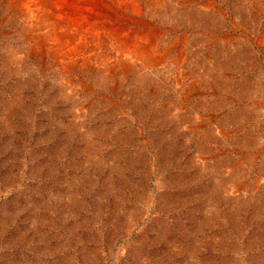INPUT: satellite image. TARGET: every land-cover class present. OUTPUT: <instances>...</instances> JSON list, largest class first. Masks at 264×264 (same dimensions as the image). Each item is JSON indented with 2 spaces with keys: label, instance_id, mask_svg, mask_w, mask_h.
Returning <instances> with one entry per match:
<instances>
[{
  "label": "rangeland",
  "instance_id": "374dc122",
  "mask_svg": "<svg viewBox=\"0 0 264 264\" xmlns=\"http://www.w3.org/2000/svg\"><path fill=\"white\" fill-rule=\"evenodd\" d=\"M90 2L0 0V264H264V0Z\"/></svg>",
  "mask_w": 264,
  "mask_h": 264
},
{
  "label": "bare ground",
  "instance_id": "6f19581e",
  "mask_svg": "<svg viewBox=\"0 0 264 264\" xmlns=\"http://www.w3.org/2000/svg\"><path fill=\"white\" fill-rule=\"evenodd\" d=\"M23 1V0H22ZM45 1V0H44ZM74 1V0H73ZM76 1V0H75ZM78 1V0H77ZM84 1V5L82 6V7H84V9H85V12L87 13V16H89L88 18H89V20H92V22L93 21H96V22H100V24H105L107 21H108V19L110 18V16H108L106 13H104V12H95V11H93V9H91V7H90V5L92 4L91 2H90V0H83ZM116 1V0H115ZM120 1V0H119ZM37 2V1H36ZM41 2V1H40ZM51 2V1H50ZM49 2V3H50ZM69 2V1H68ZM107 2H109V1H107ZM141 2V1H140ZM53 3V2H52ZM57 3V2H56ZM72 3V2H71ZM70 3V4H71ZM24 4V3H23ZM33 4V3H32ZM77 4V3H76ZM96 4V3H95ZM98 4V3H97ZM96 4V5H97ZM113 4V3H112ZM114 4H117V3H115L114 2ZM121 4V3H120ZM42 5H43V3H42ZM50 5V4H49ZM58 5V4H57ZM86 5H89V6H86ZM104 5V4H103ZM102 5V6H103ZM107 5V4H106ZM143 5V4H142ZM21 6H22V4H21ZM27 6V5H26ZM35 6V5H34ZM53 6L54 7H56V4H53ZM62 6V5H61ZM66 6H68V5H66ZM75 6V5H74ZM79 6V5H78ZM101 6V7H102ZM119 6V5H118ZM124 6V5H123ZM100 7V6H99ZM98 7V8H99ZM106 7V6H105ZM109 7V6H108ZM57 8L58 7H56L55 8V10L57 11ZM103 8V7H102ZM127 8V7H126ZM126 8H124V9H126ZM29 9V8H28ZM34 9V8H33ZM40 9V8H39ZM63 9H65V8H63ZM74 9H75V7H74ZM78 9V8H77ZM82 9V8H81ZM121 9H123V8H121ZM120 9V10H121ZM127 9H129V8H127ZM50 10H52V9H50ZM49 10V11H50ZM54 10V11H55ZM61 10V9H60ZM95 10H96V7H95ZM27 11V10H26ZM32 11V10H31ZM64 11V10H63ZM118 11V10H117ZM123 11V10H122ZM127 11V10H126ZM76 12V11H75ZM81 12V11H80ZM139 12V11H138ZM25 13V12H24ZM112 13V12H111ZM134 13V12H133ZM27 14H29V13H27ZM33 14V13H32ZM38 14V13H37ZM57 14V13H56ZM70 14V13H69ZM109 14V13H108ZM114 14V13H113ZM127 14V13H126ZM46 15V14H45ZM116 15V14H115ZM120 15V14H119ZM118 15V16H119ZM122 15V14H121ZM120 15V16H121ZM141 15V14H140ZM48 16V15H47ZM117 16V15H116ZM127 16V15H126ZM40 17V16H39ZM43 17V16H42ZM45 17V16H44ZM54 17H56L55 15H54ZM61 17V16H60ZM67 17V16H66ZM115 17V16H114ZM131 17V16H130ZM53 18V17H52ZM69 18H70V16H69ZM133 18V17H132ZM49 19V18H48ZM111 19V18H110ZM109 19V20H110ZM117 19V18H116ZM47 20V19H46ZM53 20V19H52ZM83 20V19H82ZM114 20V19H113ZM127 20V19H126ZM129 20V19H128ZM131 20H133V19H131ZM39 21H41V20H39ZM63 21H65V20H63ZM130 21V20H129ZM44 22V21H43ZM56 22V21H55ZM78 22H79V20H78ZM82 22V21H81ZM87 22V21H86ZM138 22H140V21H138ZM143 22V21H142ZM46 23V22H45ZM52 23V22H51ZM60 23V22H59ZM120 24H121V22H119ZM85 24V23H84ZM83 24V25H84ZM90 24H91V22H90ZM115 24V23H114ZM123 24H124V22H123ZM89 25V24H88ZM96 25V24H95ZM128 25V24H127ZM42 26V25H41ZM45 26V25H44ZM69 26V25H68ZM72 26V25H71ZM80 26V25H79ZM90 26V25H89ZM89 26H87V27H89ZM91 26H92V24H91ZM83 27V26H82ZM85 27V26H84ZM97 27V26H96ZM95 27V28H96ZM114 27V26H113ZM119 27V26H118ZM125 27V26H124ZM146 27V26H145ZM53 29H54V27H53ZM83 29V28H82ZM47 30V29H46ZM49 30V29H48ZM85 30V29H84ZM116 30V29H115ZM127 30V29H126ZM35 31V30H34ZM69 31H71V29L69 30ZM87 31V30H86ZM66 32H68V31H66ZM75 32V31H74ZM121 32V31H120ZM85 33V32H84ZM94 33V32H93ZM147 33V32H146ZM46 34H47V32H46ZM72 34H73V32H72ZM143 34V33H142ZM148 35L150 34V33H147ZM43 35V34H42ZM41 35V36H42ZM47 35H49V34H47ZM54 35V34H53ZM56 35V34H55ZM83 35V34H82ZM50 36V35H49ZM93 36V35H92ZM99 36V35H98ZM57 37V36H56ZM38 38V37H37ZM50 38H51V36H50ZM57 39V38H56ZM40 40V39H39ZM38 41V40H37ZM41 41V40H40ZM45 41V40H44ZM94 41V40H93ZM99 41V40H98ZM60 42V41H59ZM55 43V42H54ZM82 43V42H81ZM35 44V43H34ZM84 44V43H83ZM41 45V44H40ZM81 45V44H80ZM39 46V45H38ZM43 46H45V45H43ZM47 46V45H46ZM45 46V47H46ZM51 46V45H50ZM48 47V46H47ZM59 47V46H58ZM82 47V46H81ZM40 48H42V47H40ZM80 48V47H79ZM83 48H84V46H83ZM57 49V48H56ZM60 49V48H59ZM41 50V49H40ZM42 51H43V49H42ZM76 51V50H75ZM85 51V50H84ZM60 52V51H59ZM78 52V51H77ZM60 55V54H59ZM80 55V54H79ZM72 56V55H71ZM81 57H82V55H81ZM61 58V57H60ZM64 59V58H63ZM70 58H68V60H69ZM58 60H59V58H58ZM67 60V59H66ZM60 61V60H59ZM72 61V60H71ZM74 61V60H73ZM64 64V63H63ZM64 65H66V64H64Z\"/></svg>",
  "mask_w": 264,
  "mask_h": 264
}]
</instances>
